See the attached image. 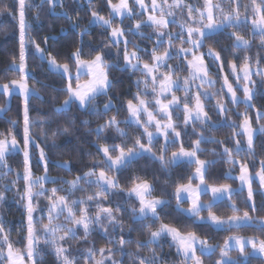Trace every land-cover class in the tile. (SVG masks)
Listing matches in <instances>:
<instances>
[{
    "label": "trees",
    "instance_id": "16d2710c",
    "mask_svg": "<svg viewBox=\"0 0 264 264\" xmlns=\"http://www.w3.org/2000/svg\"><path fill=\"white\" fill-rule=\"evenodd\" d=\"M57 1L60 4L28 0L25 9L29 46L28 84L33 90L28 103L29 136L33 142L29 161L34 178H49V182L43 185L47 191L35 195L33 208L46 211L50 202L65 198L69 203H77V207H91L92 218L97 215L99 219L93 220L91 231L77 229V232H70L63 226L55 237L58 242L53 238L44 241V236H52L50 234L39 235L35 264H191L171 238L163 236L157 243L152 242L151 237L161 231L163 225L175 228L184 236H198L216 247V251L209 255L198 251L203 264H218L222 248L232 236L255 238L264 243V227L258 223L216 229L203 221L211 215L222 219L235 216L264 219V192L258 182H253L251 199L248 191L240 190L239 180L243 166H248L256 175L264 163V132L257 135L253 152L245 149L246 136L241 132L245 120H251L256 130L264 126V33L255 34L252 25L244 22L204 37L195 54L203 55L211 68L209 76L215 79L213 87L204 86L206 94L202 95L205 110L213 124L186 123L185 112L175 109L172 119L176 126L174 133L169 134V142L164 143L161 138L150 142L139 125L130 123V106L146 100L149 109L155 112L153 102L157 94L145 91L149 84L145 80L146 75L140 70L127 68L125 56L135 54L140 64L153 65L157 55L165 56L171 48L174 53L178 48H190L188 30H199L206 24L202 21L198 25L200 11L206 10V0H185L186 4L177 8L174 23L168 30L178 32L181 37L171 44L167 38L163 41L157 30L144 22L145 15H140L137 9L131 18L123 21L114 19L115 27H123L125 31L126 47L113 45L110 31L92 24L96 13L105 19L112 18L111 6L121 0H91L90 4H82L80 0ZM215 2L222 4V8L217 9V16L221 13L231 16L238 12L242 17L251 16L254 21L258 18L253 13L254 6L264 8V0ZM20 6L18 0H0V145L3 139H13L24 149L27 142L23 97L13 95L9 101L1 89L22 78V74L13 69L22 51ZM238 38L247 39L250 43L240 47L236 41ZM192 39L199 41L196 34H192ZM37 48L42 49L48 59L68 66L73 73L77 72L75 54L79 53L83 61H93L101 56L111 81L108 93L93 100L87 109L72 103L70 109L59 110L69 98L70 82L49 69L48 62L39 56ZM211 53L217 55L220 68ZM189 58L191 56L186 59L177 56L169 60L159 72L158 81H163L167 74L176 80L190 78ZM246 66L255 70L259 68L262 72L253 77L251 105L241 102L235 106L226 96L223 83L227 80L243 97L240 87L244 82L234 69L240 71ZM85 80L73 82L76 86ZM183 94L184 90L180 89L175 96ZM187 102L191 106L194 101ZM223 103L228 106L226 124H222L223 115L218 110V105ZM112 121L117 122L121 129L119 132L109 125ZM140 145L151 147L165 160L149 154L140 155L116 170L105 159L104 149L108 150L111 158H117L121 153L138 150ZM197 148L200 161L207 163L205 183L212 187L230 186L237 192L229 200L218 202L198 216L190 217L181 209L188 207L189 203H178L176 191L186 185L198 184L194 177L197 165H173L168 160L174 153L182 150L193 152ZM27 165L25 153L19 151L11 152L3 163L0 162V264H10V250L24 254L28 249ZM100 174L115 179L117 188L108 191L96 184L92 178ZM143 183L152 185L151 198L165 200L156 218L138 220L140 202L128 194ZM250 251V248L243 253L232 250L231 257L237 261L232 264H264V259L251 256Z\"/></svg>",
    "mask_w": 264,
    "mask_h": 264
},
{
    "label": "rangeland",
    "instance_id": "374dc122",
    "mask_svg": "<svg viewBox=\"0 0 264 264\" xmlns=\"http://www.w3.org/2000/svg\"><path fill=\"white\" fill-rule=\"evenodd\" d=\"M20 6L19 12V27H20V38H21V56L18 63L13 65V69L17 70L22 74L21 80L19 82L12 83L8 87L1 88L6 96L9 97V101L13 95H21L24 101V118H25V129H26V146L21 149L19 143L13 139H3L0 145V162H4L6 158L11 154V152H24L27 159V171L26 178L28 180L29 191L27 195V206L26 209L29 211L27 220L28 232H29V245L26 253L20 254L14 251H9L10 264H35L38 258V247H39V235H52L44 236L46 239L44 241H51L53 238L56 242L60 228L66 226L70 232H77V229L83 231H91L90 225H92L93 220L99 219L98 216L92 218V213L90 212L89 206L77 207V203L67 202L65 198H58L55 201L50 202L48 209L46 211L38 208L34 209V199L36 194H43L47 191V188L43 187L46 182H49V178H34L31 172V163L29 161L30 157V147L32 146V141H30V119L28 118V103L33 94V90L29 87L28 79L30 77V72L27 68V55L29 52L28 41L26 38L27 27H26V15L25 9L27 7L28 0H18ZM54 5L60 4L57 0H46ZM57 1V2H56ZM83 4H90L91 0H80ZM185 0H121L117 5L111 6L112 18H102L97 13L94 14L92 24L100 25L101 27L107 29L111 33L112 44L115 46L123 45L126 47L128 39L124 34L123 27L116 28L113 20L117 19L123 21L126 18H131L135 15V9L139 11V14L145 15V23L149 26L154 27L159 33L160 37L164 39L167 38V42L171 44L174 40H177L181 35L176 32H169L168 27L171 23H174L177 8L184 6ZM220 5V6H219ZM206 10L200 11L201 18L198 25L202 21L206 22L202 29L197 30L189 29L190 38L188 43L191 47L188 49L178 48L174 53L171 48L165 56H158L155 59L153 65L140 64L138 58L135 54L126 55V67L131 69L140 70L146 75V81L149 84L145 86V91H152L156 93V99H154V105L156 111H151L148 107V102L141 100L139 104H134L130 106V123L139 125L144 136L148 138L150 142L161 138L164 143L169 142V134L174 133V123L172 119V111L175 109H181L185 112L186 123L192 124V122H201L213 124L210 121L207 110H205L202 95L205 87H213L215 84V79L213 76H209L211 72L210 66L206 63L203 55L195 54V51L202 45V40L204 37L220 32L225 27L230 25H240L244 22H248L252 25L254 33L262 34L264 33V17H263V7L254 6L253 13L258 17L254 21L251 16L242 17L238 12L233 15H225L223 13L217 16V9L222 8V4H217L215 0H206ZM197 21V20H196ZM192 34H196L199 41L192 39ZM168 35V37H167ZM190 41V42H189ZM237 45L240 47L247 46L250 42L247 39L238 38ZM37 53L43 60L48 62L49 69L55 71L63 76H65L69 83L68 91L69 98L59 107V110L66 111L72 107V103H78L83 109H87L91 106V102L101 95L108 93L111 81H109L107 70L105 69V62L101 56L93 61H83L80 59V54L77 53L74 59L77 60L76 73H73L70 68L66 65L62 66L58 64L54 59H48L47 55L42 49L37 48ZM189 58L187 65L190 66V78L185 80H176L171 78V75H164L163 81H158L157 76L159 72L167 64V62L176 57ZM215 64L220 68L221 64L218 62V57L216 54L211 53L210 55ZM262 72L259 68L257 70L252 69L250 66H246L243 70L237 71L234 69L236 75H240L243 80L244 85L240 87L243 92V97H240L237 92L230 86L227 80L224 81L223 87L226 91V96L233 102L235 106L243 102L246 106H250L253 100L254 90H253V77L255 74ZM86 79L83 82H78L74 85V80ZM151 83V84H150ZM184 90V96H175L179 90ZM203 89V90H202ZM144 91V92H145ZM206 94V93H205ZM170 97V99H166ZM193 99V105L188 106L189 100ZM8 101V104H9ZM228 106L226 103L219 104L218 110L223 115V123L226 124V111ZM3 112V111H1ZM111 127L114 126L118 132L121 130L117 126V122L112 121L109 124ZM217 125V124H215ZM102 130V129H101ZM241 132L246 136V150L248 152H253L255 148V139L257 135L264 132V126L261 125L259 129H254L251 120H245L241 127ZM241 148V147H240ZM197 148L195 151L190 152L182 150L181 152L174 153L169 157V163L173 165H179L182 163L196 164L197 170L194 175L195 179L198 180L197 185H186L179 188L176 192V197L178 203L183 204L184 202L189 203L188 207L181 209L190 217H196L203 210L218 204L223 200H229L237 190L232 187H212L205 183V173L207 170V163L200 161L197 156ZM43 154V153H42ZM150 155L153 158L165 160L162 156H157L151 147L140 145L138 150L130 151L128 153H121L117 158H111L107 149H104V156L109 165L116 170L121 169L125 166L127 162L136 160V157L140 155ZM44 155H42L43 157ZM262 170L253 175L248 166H243L240 174V190H246L249 192L252 199V194L254 192L253 182L257 181L259 187L264 192V163H262ZM94 179L96 184H99L102 188L108 191H114L118 183L115 179L108 177L105 174L95 175ZM152 185L149 183H143L138 185V187L129 191L128 194L131 197L139 200L141 209L138 214V220H146L156 218L158 211L165 205V200L151 198ZM209 199L206 201V196ZM254 203V201H253ZM81 212L80 214H78ZM63 213V217L61 216ZM65 214V217H64ZM206 223L212 224L216 229H224L231 227H242V226H253V224L258 223L260 226L264 227V219H251L250 216L241 217H231L230 219H222L216 215H211L204 219ZM72 223V224H71ZM71 225V226H70ZM167 236L172 239L176 244L177 248L181 251L185 259H189L191 264H203L202 259L198 255L200 250L202 253L209 255L216 251V247L207 244L198 236L193 235H182L175 228L163 225L161 231L153 234L152 242H158L161 237ZM43 242V241H42ZM58 242V241H57ZM58 244V243H56ZM247 248H250V255L253 257H259L264 259V243L253 238L232 236L223 246L221 251V260L218 264H232L236 263V258L231 257L232 250H238L241 253Z\"/></svg>",
    "mask_w": 264,
    "mask_h": 264
}]
</instances>
